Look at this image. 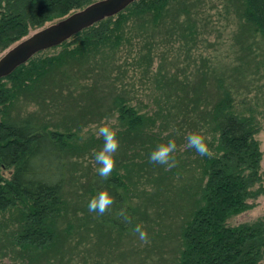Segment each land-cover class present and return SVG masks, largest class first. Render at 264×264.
Returning a JSON list of instances; mask_svg holds the SVG:
<instances>
[{
	"label": "trees",
	"instance_id": "obj_1",
	"mask_svg": "<svg viewBox=\"0 0 264 264\" xmlns=\"http://www.w3.org/2000/svg\"><path fill=\"white\" fill-rule=\"evenodd\" d=\"M94 1L0 0V53L31 31ZM237 1L242 18L264 35V0ZM204 3L135 0L62 44L39 51L0 79V227L11 226L10 241L23 251L25 264L54 243L59 220L70 209L66 188L71 159L102 147L103 140L84 133L85 124L96 121L93 117L81 115L77 130L51 127L32 115H17L18 100L44 104L64 89L75 92L91 77L114 83V72L123 71L118 54L126 46L129 52L137 51L136 61L149 72L159 43L189 41L199 34ZM135 40L143 43L132 50ZM212 72L202 66L191 75L183 70L155 77L161 97L171 101L169 117L177 125L172 134L180 132L182 139L193 132L202 134L211 157L188 148L185 159L174 155L178 163L170 170L150 162L149 154L166 138L154 129L159 112L141 111L127 91L112 93L108 111L115 117L119 138L115 168L107 180L95 169L83 184V195L89 203L99 191H108L114 204L102 216L94 213L97 221L132 235L139 220L143 224V208L131 169L144 174L153 166L160 172L162 166L164 171L154 179L165 183L158 190L164 197L160 204L175 207L179 221L176 264H264V215L231 222L264 195L257 127L251 116L236 109L224 74L214 77ZM213 80L215 94H210Z\"/></svg>",
	"mask_w": 264,
	"mask_h": 264
},
{
	"label": "rangeland",
	"instance_id": "obj_2",
	"mask_svg": "<svg viewBox=\"0 0 264 264\" xmlns=\"http://www.w3.org/2000/svg\"><path fill=\"white\" fill-rule=\"evenodd\" d=\"M203 1L199 34L189 41L174 38L170 39V43L156 44L149 72H145L144 67L136 61L137 51L129 52L126 46L118 54L121 57L117 64L121 65L123 71L114 72V83H108L103 77L97 82L91 77L83 81L84 86L75 92L64 89L54 100L44 104L21 98L15 105V113L32 115L39 121L48 122L51 127L65 128L67 125L74 130L81 122V115L88 120L93 117L96 121L85 124L83 128L84 133L92 136L102 122L115 123V117L108 111L112 93L124 94L127 91L126 96L141 111L159 112L154 129L166 137L163 142L172 139H175L176 144L179 142L174 155L183 160L186 156L183 152L188 149L186 137H179L180 132L172 134L177 125L169 117L172 112L169 105L171 101L162 98L155 77L158 73L183 74V70L191 75L197 68L204 66L214 71V77L224 74L236 99V109L254 119L264 173V35L242 18V9L237 0ZM141 43L143 41L135 40L132 50ZM56 50L49 49V52ZM214 87L216 83L213 80L210 94H215ZM86 118L83 117L84 120ZM100 148H93L83 157L71 159L66 188L70 209L59 220L54 243L41 256L26 264H176L179 221L175 217V207L168 208L167 204H160L164 197H160L158 190L165 183H156L158 180L154 179L164 171L162 166L160 172L153 166L150 173L144 174L131 169L137 199L142 202L143 208V224L140 220L139 224L147 231L149 243L143 244L135 233L129 235L99 224L94 213L89 212L88 195H83V184L98 167L94 153ZM255 202L252 208L235 216L231 222L236 224L263 216L264 195ZM0 228V264H25L23 251L10 241L11 226Z\"/></svg>",
	"mask_w": 264,
	"mask_h": 264
},
{
	"label": "water",
	"instance_id": "obj_3",
	"mask_svg": "<svg viewBox=\"0 0 264 264\" xmlns=\"http://www.w3.org/2000/svg\"><path fill=\"white\" fill-rule=\"evenodd\" d=\"M134 1L96 0L23 37L0 56V79L12 73L39 51L62 44L96 22L118 14Z\"/></svg>",
	"mask_w": 264,
	"mask_h": 264
},
{
	"label": "clouds",
	"instance_id": "obj_4",
	"mask_svg": "<svg viewBox=\"0 0 264 264\" xmlns=\"http://www.w3.org/2000/svg\"><path fill=\"white\" fill-rule=\"evenodd\" d=\"M95 135L98 139L103 140L100 150L94 153L95 163L98 165L96 171L102 179L107 180L111 176L116 164L115 153L119 148L117 129L112 123L102 122L95 128ZM186 147L194 149L200 156L207 155L211 157L213 155L209 150L205 137L198 132H193L186 137ZM176 150L177 144L175 139L162 142L149 154V160L152 163L164 165L166 166V170H170L178 163L174 156ZM113 204L114 200L111 194L108 191L102 190L90 199L87 207L89 212L102 216ZM120 214L124 215L123 210ZM125 219L127 220L128 218L125 217ZM128 222L130 223V220ZM132 231L143 244L149 243L148 233L142 224H136Z\"/></svg>",
	"mask_w": 264,
	"mask_h": 264
}]
</instances>
